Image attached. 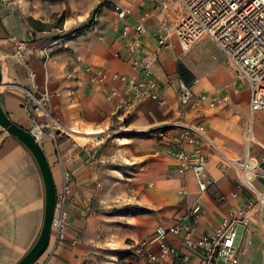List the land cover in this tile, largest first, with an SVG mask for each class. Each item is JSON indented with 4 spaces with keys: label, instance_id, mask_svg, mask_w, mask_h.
I'll return each mask as SVG.
<instances>
[{
    "label": "crops",
    "instance_id": "0c3cea01",
    "mask_svg": "<svg viewBox=\"0 0 264 264\" xmlns=\"http://www.w3.org/2000/svg\"><path fill=\"white\" fill-rule=\"evenodd\" d=\"M4 1H0L3 110L12 123L31 132L34 122L45 118L36 112L26 92L45 93L61 130H45L37 142L49 164L56 192L63 184L62 174H70L68 224L60 238L51 228L48 247L35 264H128L133 244L149 239L157 229L195 221L197 234H212L237 210L246 194L238 186V171L227 160H241L246 153L257 156L259 146L264 147V110L251 116L245 89L247 120L233 117L236 103L228 102L235 99L231 94L234 87L230 92H217L228 95L224 106L202 107L197 113L179 106L175 83L179 66L186 70L196 94L202 93L198 86L202 75L198 66L183 57L172 33L185 16L178 5L166 4L165 25L160 29L156 0H108L96 13L93 28L73 34L90 21L98 10V2ZM116 7L129 9L132 15L119 20L114 13ZM147 13L151 18L146 23L142 46L146 53H157L151 71L160 86L162 102H138L124 122L129 132L108 133L109 128L114 126L117 130L121 124L115 117L118 98L109 102L106 92L116 90L121 94L123 86L115 82H108L106 87L91 85L85 68L135 77L120 31L124 23L135 26ZM161 33H169L164 45L159 43ZM65 37V49L60 44L51 45ZM18 45L24 47L23 63L15 58ZM44 51L49 56L45 65ZM228 73L230 80V69ZM199 120L206 128L208 142H199L187 150L196 149L206 158L205 193L199 192L191 172L175 173V161L165 151L174 137L172 133L157 138L140 135L163 125L194 124ZM229 123L240 125L233 148L225 144V126ZM78 129L89 133L83 139L90 142L73 139L71 132ZM83 150L90 151L91 157ZM255 187L263 190V183L258 180ZM232 194L239 196L233 199ZM195 206L201 210L196 219L191 214ZM43 209V187L34 160L0 126V264H17L32 247L41 228ZM263 223L254 209L249 226L239 229L238 264H264ZM168 241L179 248L177 237L169 235ZM149 250L157 254L155 246ZM161 264L170 262L164 260ZM176 264L203 262L188 256V260ZM215 264L227 263L218 260Z\"/></svg>",
    "mask_w": 264,
    "mask_h": 264
},
{
    "label": "built area",
    "instance_id": "2783aa9c",
    "mask_svg": "<svg viewBox=\"0 0 264 264\" xmlns=\"http://www.w3.org/2000/svg\"><path fill=\"white\" fill-rule=\"evenodd\" d=\"M94 1L99 3L97 8L100 10L108 0ZM168 2L178 5L185 14L172 29L182 51H189L203 39L211 41L224 56L235 78L244 81L247 85L251 116L264 110V0H156L160 9L156 14V17L161 20L160 29L165 25L164 9ZM114 13L122 21L132 15L129 9L118 7L114 8ZM97 17L98 15L94 13L86 24L87 29L94 27ZM150 18L148 13L143 14L135 26L124 23L120 31L127 52V61L135 70V77L109 74L91 67L85 68L91 85L106 87L108 82H115L123 86L121 94L116 90L106 92L107 101L111 102L118 98L115 105V117L121 126L115 132L120 135H122L121 132H129L124 122L135 104L141 101L162 102L160 86L151 71V67L157 60V53H146L142 46L146 23ZM168 37L169 33H161L158 35L159 43L164 45ZM66 38L54 41L51 45L60 44L65 49L66 45L63 41ZM43 54L45 65L49 56L45 51ZM15 58L20 63L24 62L23 45L16 47ZM33 78L34 76L31 75L32 80ZM175 83L179 106L186 111L197 113L202 107L215 109L229 101L226 93L196 94L192 86L186 85L179 77L175 79ZM32 86L38 92L34 83ZM26 94L36 112L45 118L43 122H34L30 133L35 140L45 130H61L52 116L47 95L43 92H26ZM231 94L237 96L238 89H233ZM164 133L174 135L165 146V151L175 161V173L183 175L191 172L199 192L205 193L207 191L204 179L206 158L196 149L187 150L189 147H197L199 142H208L204 124L201 120L185 125L176 122L140 135L151 134L157 138ZM259 147L260 152L257 156L246 153L241 160H227L238 171V186L245 192V200L236 211L230 213L228 219L219 224L212 234H197L195 221L175 224L166 230L157 229L149 239L133 244L128 264H161L164 260H168L170 264H176L188 260V256L201 259L203 264H215L218 260L227 264H238L239 229L249 226L250 214L254 209L258 210L264 220V147ZM83 151L88 158L91 157L90 151ZM62 178L63 184L56 195L55 215L51 224V228L57 231L58 238L63 227L68 224L69 212L70 174L64 172ZM258 180L263 183V190L256 189L255 184ZM238 196V194H232L231 198L237 199ZM191 214L195 219L198 218L201 214L200 207L195 206ZM262 228L264 232V223ZM169 235L178 238L179 248L169 244ZM151 246L156 247L157 254L150 252Z\"/></svg>",
    "mask_w": 264,
    "mask_h": 264
},
{
    "label": "rangeland",
    "instance_id": "374dc122",
    "mask_svg": "<svg viewBox=\"0 0 264 264\" xmlns=\"http://www.w3.org/2000/svg\"><path fill=\"white\" fill-rule=\"evenodd\" d=\"M183 57L189 59V61H191L195 66L200 68L202 81L198 82V86L202 88V93L217 94L218 91L230 92L232 87L240 89V93L235 96V99L230 100L228 103L231 104L232 101H235L236 103L235 106L237 107V111H234L235 113L233 114V117L244 118L247 120V97L245 93H243V91L247 89V85L244 81H239L235 78L233 70L227 64L224 56L211 41L207 39L199 41L191 49H189V51L183 52ZM229 69L231 73L230 80L228 73ZM228 107L229 106H227V108ZM245 108L246 112L244 111ZM243 112L245 114H243ZM238 126L232 123L225 126V144L231 146L232 148L236 146V142L238 141ZM113 131H115L114 126L109 128L108 133ZM71 133L73 139L78 142H90L89 140L83 139V137L87 136L84 134V131L80 129L73 130Z\"/></svg>",
    "mask_w": 264,
    "mask_h": 264
},
{
    "label": "water",
    "instance_id": "95a60500",
    "mask_svg": "<svg viewBox=\"0 0 264 264\" xmlns=\"http://www.w3.org/2000/svg\"><path fill=\"white\" fill-rule=\"evenodd\" d=\"M0 85H1V70H0ZM0 126L12 138L17 140L30 154L34 160L40 174L43 195H44V209L42 224L39 234L28 252L17 262V264H35L41 255L48 247L51 224L55 215L56 209V187L54 184L53 176L47 162V159L38 144L37 140L31 135L30 132L23 130L16 126L7 117L0 102Z\"/></svg>",
    "mask_w": 264,
    "mask_h": 264
},
{
    "label": "trees",
    "instance_id": "16d2710c",
    "mask_svg": "<svg viewBox=\"0 0 264 264\" xmlns=\"http://www.w3.org/2000/svg\"><path fill=\"white\" fill-rule=\"evenodd\" d=\"M97 12H99V10H96L94 13L96 14ZM87 28H88L87 25H85L84 27L75 30L73 34H79V33H82V32H84ZM87 30H89V29H87ZM87 30H86V31H87ZM178 69H179V71H178V73H179V78H180V79H181L186 85L191 86L192 80H191V81L188 80L186 70H185L184 68H181V66H179Z\"/></svg>",
    "mask_w": 264,
    "mask_h": 264
},
{
    "label": "bare ground",
    "instance_id": "6f19581e",
    "mask_svg": "<svg viewBox=\"0 0 264 264\" xmlns=\"http://www.w3.org/2000/svg\"><path fill=\"white\" fill-rule=\"evenodd\" d=\"M84 134L86 135V134H89V133H84Z\"/></svg>",
    "mask_w": 264,
    "mask_h": 264
}]
</instances>
